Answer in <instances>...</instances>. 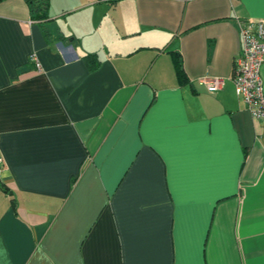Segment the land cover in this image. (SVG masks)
<instances>
[{"label": "crops", "instance_id": "crops-1", "mask_svg": "<svg viewBox=\"0 0 264 264\" xmlns=\"http://www.w3.org/2000/svg\"><path fill=\"white\" fill-rule=\"evenodd\" d=\"M30 11L0 0V264H264V120L232 78L264 0Z\"/></svg>", "mask_w": 264, "mask_h": 264}, {"label": "built area", "instance_id": "built-area-1", "mask_svg": "<svg viewBox=\"0 0 264 264\" xmlns=\"http://www.w3.org/2000/svg\"><path fill=\"white\" fill-rule=\"evenodd\" d=\"M238 34L241 40L240 54L234 61V90L242 98L248 114L258 120H264V89L260 75L264 65V19L245 20L238 23ZM31 61L36 69L41 70L37 58L32 55ZM206 91L217 93L222 87L219 78H203ZM0 156V169L3 166Z\"/></svg>", "mask_w": 264, "mask_h": 264}, {"label": "trees", "instance_id": "trees-1", "mask_svg": "<svg viewBox=\"0 0 264 264\" xmlns=\"http://www.w3.org/2000/svg\"><path fill=\"white\" fill-rule=\"evenodd\" d=\"M28 3V6L30 8V12H32V14H34L33 18L39 21H43L48 19V14H47V9L49 6V0H26ZM172 56H174V68L176 71V76H177V80L180 83H185L186 82V77L182 68V60L181 57L178 55V53H171ZM96 56L95 55H87L85 56L83 59L84 61H88V64H90V62H92L95 59ZM92 68V67H91ZM95 67H93L92 69H94Z\"/></svg>", "mask_w": 264, "mask_h": 264}, {"label": "bare ground", "instance_id": "bare-ground-1", "mask_svg": "<svg viewBox=\"0 0 264 264\" xmlns=\"http://www.w3.org/2000/svg\"><path fill=\"white\" fill-rule=\"evenodd\" d=\"M234 82V81H233Z\"/></svg>", "mask_w": 264, "mask_h": 264}]
</instances>
